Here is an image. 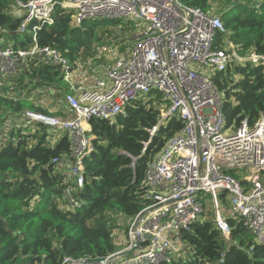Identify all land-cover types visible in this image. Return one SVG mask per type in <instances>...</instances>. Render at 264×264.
Masks as SVG:
<instances>
[{"label": "trees", "instance_id": "trees-1", "mask_svg": "<svg viewBox=\"0 0 264 264\" xmlns=\"http://www.w3.org/2000/svg\"><path fill=\"white\" fill-rule=\"evenodd\" d=\"M17 1L0 0V47L26 48L35 36L40 46L64 56L73 70L104 62L98 59L99 46L124 51L128 35L136 29L132 20L91 19L72 25L73 13L59 8L52 24L36 33L30 29L20 34L26 10ZM180 1L220 16L228 34L218 31L214 47L221 49L229 42L243 56L212 76L224 95L227 126L237 128L245 119L255 124L264 115V60L253 61L251 55L264 57V0ZM1 85L0 264H62L66 257L95 259L118 251L116 231L126 236L132 220L151 201L147 167L185 122L171 116L151 136L150 130L168 105L157 91L133 100L114 120L91 118L93 149L84 159V185L76 189L82 204L72 209L64 197L70 182L69 162L64 158L71 153L69 134L20 119L26 111L68 116L62 96L70 87L62 67L34 59ZM52 98L55 102L50 104ZM220 198L228 202L226 192ZM228 220L229 238L216 226L208 208L182 230L185 255L160 264H264V242L242 220Z\"/></svg>", "mask_w": 264, "mask_h": 264}, {"label": "built area", "instance_id": "built-area-1", "mask_svg": "<svg viewBox=\"0 0 264 264\" xmlns=\"http://www.w3.org/2000/svg\"><path fill=\"white\" fill-rule=\"evenodd\" d=\"M17 6L27 13L20 33L30 29L36 33L52 24L59 8L73 13L72 25L91 19L136 23L135 43L129 41L122 52L116 48L103 72L92 75L90 85L85 84L81 69L72 70L64 56L40 46L35 36L26 48L0 47V92L1 81L16 76L31 60L62 67L70 87L62 96L68 116L26 111L20 119L69 134L71 153L64 157L69 162L66 174L70 182L64 193L68 207L82 204L76 189L84 185V159L93 149L91 118L114 120L133 100L157 91L168 105L161 110L158 125L150 130L151 136L171 116L185 122L146 171L151 201L130 223L126 246L102 258L66 257L62 264L171 262L174 253L185 248L182 230L208 211V196L216 226L224 236L231 235L228 218L232 217L242 220L264 242V115L253 125L245 119L237 128L227 126L224 95L212 76L243 58L229 42L221 49L214 47L218 31L228 34L220 16L180 0H18ZM258 59L264 57L251 55V60ZM223 191L226 203L220 198Z\"/></svg>", "mask_w": 264, "mask_h": 264}, {"label": "rangeland", "instance_id": "rangeland-1", "mask_svg": "<svg viewBox=\"0 0 264 264\" xmlns=\"http://www.w3.org/2000/svg\"><path fill=\"white\" fill-rule=\"evenodd\" d=\"M20 34H23V33H20ZM118 34L122 35V36H125V34L123 32H118ZM134 32L128 36H130V43L133 45L135 43V37L133 36ZM21 38H23V35L21 36ZM9 46V45H8ZM116 49H112L109 45L106 46V47H101L99 46L98 48V59H102L104 62H101L100 64H95V65H92V67H87L84 71H80L82 74L86 75V80H84V82H87L89 85L93 83V77L92 75H95V72H103L104 68L106 67V65L111 61L112 57L114 56V52H115ZM99 65V66H98ZM91 71V73H89ZM93 73V74H92ZM86 84V83H85ZM87 85V84H86ZM55 102V99L52 98L50 99L49 103L50 104H53ZM60 133V132H59ZM58 137L59 134H56ZM206 206L209 208V210H212V199L211 197H207L206 198ZM125 223H124V227H125ZM120 230H117L116 231V236L118 238V248L121 249L123 247L126 246L127 244V238L126 236H124L123 234H121V232H119ZM186 253V250H182L180 251L179 253H174V256H183L185 255Z\"/></svg>", "mask_w": 264, "mask_h": 264}, {"label": "water", "instance_id": "water-1", "mask_svg": "<svg viewBox=\"0 0 264 264\" xmlns=\"http://www.w3.org/2000/svg\"><path fill=\"white\" fill-rule=\"evenodd\" d=\"M181 8H183L184 10H186L188 17H190V13H189V11L185 8V6H181ZM131 252H132V250L127 251V252H124L123 254H129V253H131Z\"/></svg>", "mask_w": 264, "mask_h": 264}, {"label": "bare ground", "instance_id": "bare-ground-1", "mask_svg": "<svg viewBox=\"0 0 264 264\" xmlns=\"http://www.w3.org/2000/svg\"><path fill=\"white\" fill-rule=\"evenodd\" d=\"M27 15V13H26ZM20 32V31H19ZM127 47V46H126ZM243 57V56H242ZM249 59V58H248ZM251 61V60H250ZM69 62V61H68ZM244 62V61H243ZM70 63V62H69ZM82 69V68H81ZM73 70V69H72ZM93 74V73H92ZM85 80L87 81V79L85 78ZM94 80V79H93ZM88 82V81H87ZM87 82H85L87 85H89ZM138 99V98H137ZM166 100V99H165ZM64 118V117H63ZM170 118V117H169ZM182 120V119H181ZM184 122V121H183ZM40 124V123H39ZM160 153V152H159ZM148 168V167H147ZM224 193V191H223ZM223 200V199H222ZM212 213V212H211ZM255 238V237H254ZM259 241V240H258Z\"/></svg>", "mask_w": 264, "mask_h": 264}]
</instances>
